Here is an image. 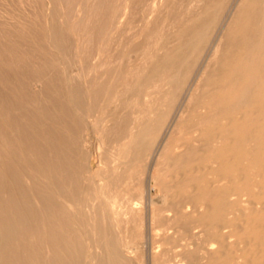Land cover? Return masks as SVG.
Returning a JSON list of instances; mask_svg holds the SVG:
<instances>
[{"label":"bare ground","instance_id":"obj_1","mask_svg":"<svg viewBox=\"0 0 264 264\" xmlns=\"http://www.w3.org/2000/svg\"><path fill=\"white\" fill-rule=\"evenodd\" d=\"M0 264H264V0H0Z\"/></svg>","mask_w":264,"mask_h":264},{"label":"rangeland","instance_id":"obj_2","mask_svg":"<svg viewBox=\"0 0 264 264\" xmlns=\"http://www.w3.org/2000/svg\"><path fill=\"white\" fill-rule=\"evenodd\" d=\"M148 174V173H147ZM147 174L146 175H144V177H146L147 178ZM153 192H154V190H153ZM149 199H150V197H149V195H146ZM146 198V197H145ZM148 198H146L145 199V203H146V205L147 204H149L150 203V200H148ZM146 201H148V202H146ZM157 235V234H160V233H162L160 230H158V229H155V230H151V229H149V231L147 232L146 231V238L147 239H145V248H144V246L142 247V248H144V250L146 249V250H148V248H150V243H149V240H148V238H150V239H152L151 237H154V235ZM214 233V231L213 230H211L210 232H209V234L211 235V234H213ZM149 243V244H148Z\"/></svg>","mask_w":264,"mask_h":264}]
</instances>
